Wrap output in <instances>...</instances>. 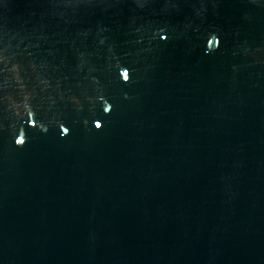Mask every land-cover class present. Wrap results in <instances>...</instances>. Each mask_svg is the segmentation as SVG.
Returning a JSON list of instances; mask_svg holds the SVG:
<instances>
[{
  "label": "water",
  "instance_id": "95a60500",
  "mask_svg": "<svg viewBox=\"0 0 264 264\" xmlns=\"http://www.w3.org/2000/svg\"><path fill=\"white\" fill-rule=\"evenodd\" d=\"M0 264H264V0H0Z\"/></svg>",
  "mask_w": 264,
  "mask_h": 264
}]
</instances>
